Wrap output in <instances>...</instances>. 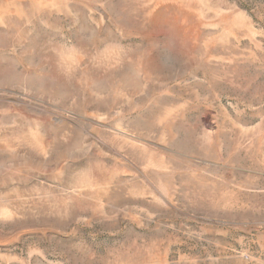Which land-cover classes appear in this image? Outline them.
Instances as JSON below:
<instances>
[{
	"label": "rangeland",
	"instance_id": "374dc122",
	"mask_svg": "<svg viewBox=\"0 0 264 264\" xmlns=\"http://www.w3.org/2000/svg\"><path fill=\"white\" fill-rule=\"evenodd\" d=\"M0 264H264V0H0Z\"/></svg>",
	"mask_w": 264,
	"mask_h": 264
}]
</instances>
